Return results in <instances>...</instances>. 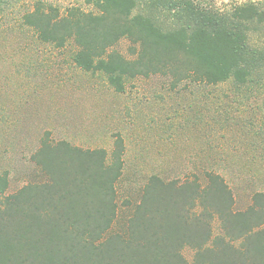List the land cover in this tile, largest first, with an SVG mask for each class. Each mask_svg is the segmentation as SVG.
I'll use <instances>...</instances> for the list:
<instances>
[{"label": "trees", "instance_id": "obj_1", "mask_svg": "<svg viewBox=\"0 0 264 264\" xmlns=\"http://www.w3.org/2000/svg\"><path fill=\"white\" fill-rule=\"evenodd\" d=\"M81 1L91 10L0 0V36L26 29L56 48L71 40L74 64L105 74L117 92L127 79L161 75L171 88L187 80L232 85L229 96L202 97L203 112L213 106L215 113L217 103H264V0ZM123 38L131 59L112 49ZM123 154L120 137L108 155L46 132L31 155L42 181L7 192L2 171L0 264H264V193L235 210L230 187L215 171H205L203 183L195 175H150L137 200L123 203L130 211L114 231Z\"/></svg>", "mask_w": 264, "mask_h": 264}, {"label": "rangeland", "instance_id": "obj_2", "mask_svg": "<svg viewBox=\"0 0 264 264\" xmlns=\"http://www.w3.org/2000/svg\"><path fill=\"white\" fill-rule=\"evenodd\" d=\"M50 1L62 11L91 10L81 0ZM130 45L123 38L112 49L131 59ZM75 52L71 40L56 48L26 29L0 36V173H8L7 192L44 179L31 155L48 132L54 141L108 155L114 140L122 139L123 175L116 185L122 208L114 231L123 229L130 211L123 203L137 200L150 175H195L203 183L205 171H215L230 187L235 210H244L255 192L264 193V103H217L215 113L213 106L203 112L208 103H199L202 97L229 96L232 85L187 80L171 88L161 75L127 79L117 92L105 74L78 68ZM183 254L191 262V249Z\"/></svg>", "mask_w": 264, "mask_h": 264}]
</instances>
